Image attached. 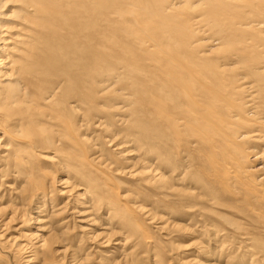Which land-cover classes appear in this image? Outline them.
Here are the masks:
<instances>
[{
  "label": "bare ground",
  "instance_id": "1",
  "mask_svg": "<svg viewBox=\"0 0 264 264\" xmlns=\"http://www.w3.org/2000/svg\"><path fill=\"white\" fill-rule=\"evenodd\" d=\"M117 83H125L126 98L109 91ZM149 91L153 97L148 102L160 109L165 124L174 119L185 130L192 128L187 122L194 129L203 117L205 129L223 132L221 136L232 141L230 146L235 145L229 146V150L233 148L229 153L239 155L226 156V173L250 181L252 172L264 166L262 169L258 163H246L252 156L253 160L263 158L264 146L258 151L254 145L244 153L237 145L241 141L264 145V0H0L1 253L18 255L25 264H39V255L48 246L42 235L36 246L31 243L36 233H21L28 238L24 242L6 234L16 229L11 225L18 221L20 226L45 223L42 209L46 195L34 189L33 160L66 166L79 181H87L85 193L98 187L80 160L72 161L67 148L72 133L76 139H83L81 121L110 112H106L108 106L117 102L111 103V96L124 99L129 106L125 110L130 115L128 128L124 127L127 138L134 137L137 148H146L147 159L157 156L161 162L166 160L172 168L177 167V161L170 162L169 150L173 146L168 143L173 136L168 126L159 133L143 117L146 111L152 114L142 110V96ZM105 93L110 94L104 96ZM242 96L247 98L240 100ZM200 106H204L203 112ZM71 123L75 124L73 129ZM197 128L194 135L200 132ZM151 131L162 141L159 142L164 141L163 148L155 145ZM121 169L115 167L116 174H138L134 169ZM157 173L152 172L163 184L166 176ZM142 179L146 183L151 180L145 175ZM263 179L264 173L255 176L250 181L252 190L264 193ZM196 181L218 207L217 186ZM172 186L168 188H175ZM69 191L72 189L64 193ZM97 193L90 192L92 200L102 199ZM125 198L131 207L149 213L139 204L138 196L127 193ZM117 201L107 209V217L122 214L124 204ZM33 213L37 216L33 217ZM119 220L124 223L123 217ZM226 237L225 233L221 235V247ZM254 246L264 255V246ZM205 253L204 258L209 260L211 252ZM251 257L243 264H258V259ZM72 258L74 264L81 263L77 255Z\"/></svg>",
  "mask_w": 264,
  "mask_h": 264
},
{
  "label": "rangeland",
  "instance_id": "2",
  "mask_svg": "<svg viewBox=\"0 0 264 264\" xmlns=\"http://www.w3.org/2000/svg\"><path fill=\"white\" fill-rule=\"evenodd\" d=\"M199 37L201 36L196 35V38ZM114 85L111 86L112 88L110 87L111 94L118 92V95L126 98L127 95L123 93L128 91L124 89L125 83ZM149 92L143 94V98L141 97L144 108L141 107L142 110H149L152 114L144 111L146 114L143 117L145 122L152 124L151 126L157 129L159 133L168 126L169 132L173 136L168 143L169 147L173 146L169 150L170 156L172 154L170 162L174 164V161H177V167H175L177 169L172 168L165 159V162H161L157 156L156 158L150 156L147 159L144 152L146 148L144 149L143 146H141L142 149L137 148L135 138L132 136L127 138L125 132H127L128 126L126 124L130 115L125 110L129 106L126 105L124 99H116V97L111 96V103L117 102L110 104L108 108L105 106L106 112L108 110L110 112L108 111L107 115L106 113L105 115L99 113L92 118L86 117L81 121L83 139H76L72 133L67 148L68 154L72 156V161L80 160L79 162L85 166L84 169L91 172L90 179L98 184V187H92L91 191L98 192L97 195L100 197L102 195V199L92 200L91 191L89 193L88 191L87 193L84 192V189L87 190L85 186L87 181H79L74 175L75 173L70 172L66 166L61 168L56 164L36 158L37 160H33L35 162L33 167L35 173H32L35 180L33 186L34 189L38 188L39 191H43V195H46V204L42 209L44 210L42 213L44 217L42 218L45 223H29L20 226L21 223L18 221L12 224L14 226L11 225L12 228L15 227L16 229H11L10 233L6 232V234H11V237H18L24 242L26 240L23 239L28 238L21 233H36V238L30 239L34 246L37 245L38 240H41V237L38 236L46 237L48 246L39 255V264H74L72 255L81 258L80 264H199V262L205 264H243V261L248 260L251 256L255 260L258 259L256 260L258 264H264L263 253L254 246H264V193L261 194L259 189L254 191L252 190L253 187L250 186L253 185L250 181L253 182L255 176L264 173L262 167L264 166L262 164L264 156L260 160H253L255 156H252L253 153L250 154L252 158L248 159L247 166L258 163L263 169L253 171L254 175L249 179L250 181L246 179V182V180L230 177V174H227L225 170L228 166L224 162L226 156H239L234 155V151L229 153L233 150V148L232 150L229 148L235 146H230L232 141H227L226 137L223 138L221 136L223 132L220 133L217 129L214 131L205 129L201 123L203 117L198 122L200 132L197 135H194L197 127L193 129L191 122L183 120L192 127H188L187 130L180 127V124H177L174 119L165 124L161 120L160 109L148 102L153 97V94ZM109 94L105 93L104 96ZM245 98L247 97L242 96L240 100ZM200 107L203 112L204 106ZM72 117L73 115H71ZM74 125L71 123V129ZM135 135L139 139L136 132ZM149 135L154 137V141L156 138L155 145H159V149L161 146L163 148L164 141L161 143L162 141L155 137L152 131ZM204 140L206 143L203 142ZM222 141L223 143H221ZM240 143L237 148H243L244 153L248 152L250 147L254 145L257 146L258 151L264 148V145L259 142L241 141ZM96 157L101 160L97 162ZM100 162H106V166ZM144 166H146L145 169H143ZM115 167L125 170L134 169V172L138 174L135 177H130L127 173L122 174V172L116 174ZM170 167L171 169H169ZM152 172L164 174L167 179L164 180L163 184H160L155 178L157 175H153ZM144 175L151 180L146 183L142 179ZM261 178L263 177L261 176ZM199 179L207 181L213 188L217 186L214 189L220 197V199L218 197V207H214L216 205L210 201L211 196L207 195L204 189H202L204 192L199 189L201 184L196 181ZM222 183L226 184L225 187ZM171 185L175 188H168ZM60 189L64 191L58 192ZM66 189L67 191L72 189V191L64 193ZM127 193L138 196L139 204L146 208L145 211L149 213L145 214L131 207L132 203L129 199H123ZM116 201L124 204H122V214H119L118 218L107 217V209L112 206V202ZM81 202L85 203L81 204ZM210 203L212 204L210 205ZM32 216L36 217L37 214L33 213ZM122 217L124 223L120 224L119 219ZM41 226L44 229L46 227V230L44 231ZM161 226L164 227L160 228ZM224 233L227 236L224 241L227 242L221 247L220 237ZM94 236L96 238H93ZM127 239L128 242H126ZM247 239L250 242L246 241ZM208 251L211 252L209 253L211 255L209 260L204 258L205 252ZM11 256L0 252V264H25L20 256ZM156 257L157 260H155Z\"/></svg>",
  "mask_w": 264,
  "mask_h": 264
}]
</instances>
